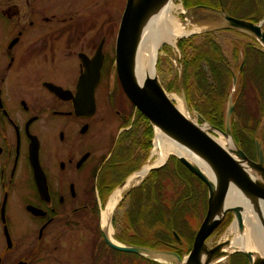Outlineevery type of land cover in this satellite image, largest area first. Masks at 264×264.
Instances as JSON below:
<instances>
[{
	"label": "flooded vegetation",
	"instance_id": "obj_1",
	"mask_svg": "<svg viewBox=\"0 0 264 264\" xmlns=\"http://www.w3.org/2000/svg\"><path fill=\"white\" fill-rule=\"evenodd\" d=\"M103 1L0 0V264H122L103 254L116 250L104 238L102 208L140 171L145 152L137 150L135 164L116 163L140 115L110 77L116 55L103 30L115 36L116 52L117 4ZM101 45L93 111L79 86L85 58ZM150 173L112 215L115 224L128 201L113 228L122 245L137 235L128 216L131 191ZM173 237L142 244L180 256L183 242L175 231Z\"/></svg>",
	"mask_w": 264,
	"mask_h": 264
},
{
	"label": "trees",
	"instance_id": "obj_2",
	"mask_svg": "<svg viewBox=\"0 0 264 264\" xmlns=\"http://www.w3.org/2000/svg\"><path fill=\"white\" fill-rule=\"evenodd\" d=\"M182 2L186 9L202 6L221 9L222 5L228 15L254 23H259L264 18V0ZM222 31H231L239 38L237 41H230L231 55L239 62L237 70L233 69L231 59L218 43L215 32H206L193 40L178 41L183 72L181 78L172 81L166 89L183 90L188 103L200 109L201 115L214 127L224 131L233 76L242 62L243 68L233 99L235 107L231 118V132L241 150L248 158L256 161V141L263 118L261 108L264 107V54L252 37L233 29ZM196 38L200 40L196 42ZM251 41H255L258 47ZM118 88L121 90L120 84ZM139 115L135 128L121 143V154L116 162L118 164H135L137 162L132 158L139 148L144 150V156L153 148L154 128L142 113L139 112ZM138 164L141 165L142 162ZM128 169L127 167L126 170ZM137 169L138 167H133L132 172ZM131 196L129 223L137 235L133 236L132 242H128L129 246L159 251L160 249L142 243L165 245L163 240L174 241L175 231L183 244L187 245V252L191 251L196 233L208 210V188L198 177L175 156H170L163 167L151 172L140 187L131 191ZM103 254L105 258L120 260L122 264H159L135 254L116 251L109 253L107 250H103ZM181 255L182 253L180 257ZM235 257L237 264H248V258L244 254L237 253L231 260Z\"/></svg>",
	"mask_w": 264,
	"mask_h": 264
},
{
	"label": "water",
	"instance_id": "obj_3",
	"mask_svg": "<svg viewBox=\"0 0 264 264\" xmlns=\"http://www.w3.org/2000/svg\"><path fill=\"white\" fill-rule=\"evenodd\" d=\"M168 1L172 0H127L116 40L115 68L117 76L127 98L148 119L154 128V138L156 137L155 130L159 129L182 148L193 151L205 159L215 173L217 185L216 187L213 186V183L199 166L193 164L185 157L173 155L208 188V210L196 233L192 249L185 257L166 251H156L139 246H125L118 242L114 243L107 238L103 230L104 238L107 244L116 251L139 255L159 264L163 262L155 259L156 256H174L177 259V264H218L221 261L215 262L217 259L224 256L226 257L225 259L231 258L232 255L237 253L244 254L248 258L249 264H264V256L258 255L254 259L255 255L253 252L236 250L232 253H223L224 248L231 244V239H226L214 247H209L208 244L209 239L221 227L229 213L234 216L233 224L237 222L239 231H243L245 228L244 206L238 203L229 204V195L233 189H236L243 198L252 200L257 206L260 203H264V150L262 144L256 141L257 158L256 161H253L248 158L234 141L231 132V118L235 106L233 96L231 95L228 100L225 113V130L223 131L210 125L201 116L199 118L204 123V126L198 125L177 108L157 76V59L153 73L148 75L143 83H139L136 79L135 59L144 24L156 8ZM197 9H204L222 15L227 23V27L222 30L233 29L254 38L261 45L264 54V18L260 23H254L232 17L223 8L215 9L202 6L187 10L195 11ZM207 32L217 31L209 30ZM102 50L103 45L99 47L92 59L85 58L86 69L80 78L79 92L85 100V108L93 111L95 109V91L100 81L104 62ZM242 67L241 65L238 74L233 76L234 88ZM55 89L60 91V88ZM214 130L230 138L235 148L229 151L224 149L214 139L215 137L210 134ZM166 162L158 167L151 168L145 176L151 171L161 168ZM244 166L257 173L259 180L253 179ZM143 169L139 172L143 171ZM124 184L125 182L122 186ZM261 220L264 228V219L262 217ZM204 256L205 259L203 260Z\"/></svg>",
	"mask_w": 264,
	"mask_h": 264
},
{
	"label": "bare ground",
	"instance_id": "obj_4",
	"mask_svg": "<svg viewBox=\"0 0 264 264\" xmlns=\"http://www.w3.org/2000/svg\"><path fill=\"white\" fill-rule=\"evenodd\" d=\"M180 8L181 6H176L172 1H168L156 8L145 22L135 59V76L139 83H143L144 79L153 73L158 53L165 43L175 45L178 38L188 36L195 32L194 29L189 28L187 25L188 22H183L175 16V10ZM176 106L186 115L184 102L179 100ZM155 132L156 137L152 150L153 160L145 165L143 171L130 177L129 180L125 182L124 186L118 188L102 210V228L107 238L114 243L117 242L113 235L112 215L123 193L128 192L134 185L143 179L151 168L158 167L165 163L170 156L175 154L187 158L193 164L201 168L210 179L211 183H213L214 187L217 185L215 173L205 159L193 151L182 148L159 129H156ZM214 139L228 151L235 148L232 140L226 136L222 135L221 138L215 137ZM245 169L253 179L259 180L257 173L246 167ZM237 203L243 205L245 209V228L243 231H239L237 222L233 224L230 232L234 234V237L231 239V244L224 248L223 253L243 250L253 252L255 255L254 259L258 255L264 256V228L261 220V217L264 219V203H260L259 206H257L252 200L243 198L236 189H233L229 195V204L234 205ZM169 258L168 256L155 257V259L163 263L167 262ZM225 258V256L221 257L215 262L223 261ZM204 259L205 256L203 260Z\"/></svg>",
	"mask_w": 264,
	"mask_h": 264
},
{
	"label": "rangeland",
	"instance_id": "obj_5",
	"mask_svg": "<svg viewBox=\"0 0 264 264\" xmlns=\"http://www.w3.org/2000/svg\"><path fill=\"white\" fill-rule=\"evenodd\" d=\"M115 1L117 4L116 5L117 6L116 32L118 33L120 21H121L127 0H115ZM182 1L183 0H172L173 4H175L176 6H181L180 9L175 10V16L183 22H188L187 25L189 26V28L194 29L195 32H193L194 34L191 36H185L183 38H178L175 45L165 43L161 47V49L158 53V57H157L156 72H157V76H158L161 84L163 85V87L165 89L167 87H169V84L172 81L178 80L179 78H181V75L183 72V65L181 62L182 55H181V52L178 48V41H180V40H183V39H192L193 40V39H195V37L203 35L204 33H206L209 30H214V31L220 32V33H218L219 35H215V37H216L217 41L223 46V49L225 51L226 56L231 59L233 69L237 70V68H238L237 64L239 63V62H236L233 55H231L232 43L230 42V41H236L239 38L234 33L222 32V29L224 27H227V23L225 22L223 16L220 14H216V13L204 10V9H197L195 11L187 10L184 7ZM104 2L105 1L102 0V4ZM227 34H229V35H227ZM103 35L106 37V40H107L108 53L110 55H115V36L112 35L109 28H105L103 30ZM226 36H229L228 39L226 38ZM199 40H200L199 38H196V42H198ZM255 41H251V43L253 45L254 44L256 45L257 41L256 42ZM258 45H259V48H261L260 47L261 45L259 43H258ZM111 48H112V50H111ZM241 65L243 66L242 62L240 64V66ZM239 69H240V67H239ZM113 70H114L113 72H115V75L113 73L111 76L110 75L109 76L112 78V81L116 82L118 85L120 83H119V80H118L117 75H116V71H115L116 68H114ZM238 72H239V70L236 72V74H238ZM239 78H240V74L238 75L237 84L239 83ZM237 84H236V87H237ZM112 86H113V84H112ZM232 86H233V88H232L231 95L233 96V99H234L236 87L234 88V84ZM166 91H167V89H166ZM167 92L169 94V97L175 102V104H178L179 100L184 102V109L186 112V116L188 118H190L193 122L197 123L198 125L204 126V123H202L201 119L199 118V116L203 117L201 115L200 109L194 108L188 103L186 95H185L183 90H181V91H167ZM261 110L263 113V118H262V122H261V129L259 130V135H257V141H259V143L262 144V148L264 150V107L263 106H262ZM208 123L210 125H212L210 122H208ZM210 134H212L214 137H219V138L222 137L220 132L216 131V130L210 132ZM154 140H155V138H153V141ZM153 147H154V142H153ZM152 150H153V148H152ZM152 150L150 151V158L148 159V161H147V157H148L147 155H145L143 157V161H142V164H144L143 167H145V165H147L149 162H151L153 160ZM253 161H255V160H253ZM124 194H126V192L123 193L122 197H124ZM127 203H128V201L120 209L117 210L118 219L116 220L115 224H112L114 229H115V227H118L120 225L121 216H122V213L124 211V207H126ZM117 206H116V208H117ZM103 209L104 208H102V210ZM234 220H235L234 216L233 217L226 216L224 223L216 231V233L209 239V243H208L209 247H214L218 243H221V242L225 241L226 239H232L234 237V234H232L230 232V229L233 225ZM114 232H115V230H114ZM182 244H181V247H182L181 250L182 249L183 250L181 251L182 252L181 257H185L188 254L187 245L183 244V246H182ZM71 256H72V253H70V257ZM87 257H88V255L86 253V258ZM162 264H177V259L174 256H170L169 260L167 262L162 263ZM218 264H237V258L235 257L232 260H231V258H227ZM248 264H249V262H248Z\"/></svg>",
	"mask_w": 264,
	"mask_h": 264
}]
</instances>
